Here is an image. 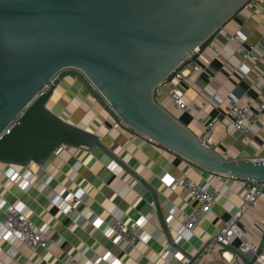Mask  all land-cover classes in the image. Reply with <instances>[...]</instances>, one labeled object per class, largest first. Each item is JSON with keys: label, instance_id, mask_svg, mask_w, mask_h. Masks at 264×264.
<instances>
[{"label": "crops", "instance_id": "1", "mask_svg": "<svg viewBox=\"0 0 264 264\" xmlns=\"http://www.w3.org/2000/svg\"><path fill=\"white\" fill-rule=\"evenodd\" d=\"M237 31L246 36L245 42L228 38V34ZM262 35L264 0H251L194 61L200 65L198 71H191L192 62L183 67L184 73L189 74L187 82L176 83L184 100L199 105L200 109L190 113L176 109L166 96L168 86L156 99L200 138L205 136L204 125L213 123L208 146L224 158L238 162L264 157V117L249 133L250 139L244 140L227 113L229 93L241 101H264V91L252 85L253 73L243 76L237 70L238 64L244 62L262 74L259 80L264 84ZM249 43L255 46L256 63L243 59L242 46ZM47 104L64 120L96 133L114 159L97 148L62 147L40 165L20 167L0 162V202L5 206L23 205L26 218L36 226H46L49 238L47 248L37 250L18 240H0V264H66L70 257L81 260L95 256L113 258L109 264H163L161 254L166 244L181 257H193L240 204L244 191L238 178L205 171L168 149L157 147L146 136L117 122L76 79L66 77ZM25 171L33 174L27 187L21 184ZM184 176L219 190L205 216L197 220L187 237L179 234L180 220L184 213H190L194 203H185L179 188L163 182L167 177ZM62 191L63 196L68 192L81 194L83 202L71 212L60 211L50 199ZM172 206L174 211L170 216L168 208ZM114 209L121 212L129 228H135L141 218H146L143 229L147 240H136L126 251L122 242L113 244L107 230L113 222L110 212ZM87 216L90 220H85ZM3 217L0 211V223ZM237 227L240 238L231 239L228 246H214L198 264H244L236 253H242L239 250L242 241L258 245L264 231V194L238 220ZM242 255L247 259L252 257L250 253ZM167 262L178 264L175 255ZM95 264L108 263L100 258Z\"/></svg>", "mask_w": 264, "mask_h": 264}, {"label": "water", "instance_id": "2", "mask_svg": "<svg viewBox=\"0 0 264 264\" xmlns=\"http://www.w3.org/2000/svg\"><path fill=\"white\" fill-rule=\"evenodd\" d=\"M250 1L0 0V162L40 165L62 147L97 148L114 159L96 133L48 107L54 90L72 77L117 122L157 147L208 172L264 181V157L224 158L153 94L168 73L196 61ZM262 251L264 231L250 259L236 254L255 264Z\"/></svg>", "mask_w": 264, "mask_h": 264}, {"label": "built area", "instance_id": "3", "mask_svg": "<svg viewBox=\"0 0 264 264\" xmlns=\"http://www.w3.org/2000/svg\"><path fill=\"white\" fill-rule=\"evenodd\" d=\"M229 39L237 40L239 42H245L246 36H243L239 31L228 34ZM261 42H264V35L260 37ZM255 46L251 43L242 46V56L245 61L256 63L258 61L257 56L254 53ZM189 56L185 58L188 60ZM182 63L179 64L181 66ZM184 66L180 69H174L168 73L155 87L153 88V94L155 99L164 93V87L168 86L166 96L170 103L178 110L190 113L191 111H197L200 109L199 105L191 103L188 104L184 98L183 93L179 89L176 82H187L189 74H185ZM200 65L196 62L191 63V71H198ZM237 70L246 76L250 72L254 75L252 85L256 86L259 90L264 91V84L260 82V74L253 68L247 67L244 62H241L237 66ZM174 72L172 79H168L170 74ZM209 79L212 75L208 76ZM46 88L43 90L45 91ZM229 104L227 106V113L232 119V125L236 131L242 134L244 140H249V133L255 130L256 123L264 117V101L254 102L251 99L241 101L233 94H228ZM12 127V126H11ZM8 128L7 133L11 129ZM213 123L208 122L204 125L205 136L200 138L203 145L208 146L210 140ZM59 150V149H58ZM56 150V151H58ZM55 151V152H56ZM33 174L31 171H25L21 175V184L28 186ZM238 184L243 189V196L241 202L236 206L232 212L229 213L227 220L220 226L214 236H212L200 251L196 255L190 258H184L172 251V247L166 244L163 247L161 258L163 264H169L167 259L170 256H174L178 260V264H198L200 259L207 255L211 248L214 246H228L231 239L240 238L241 233L238 230V220L247 212H249L256 204L257 200L262 195V189H264V181L248 180L246 178H238ZM163 182L169 187L179 188L183 193V201L185 203L193 202L194 205L191 208L190 213H184L180 220L179 234L187 237L191 228L196 224L199 218L205 216L209 209V205L216 198L219 193L218 188L202 186L199 183L193 181L187 176L180 179L173 177H167L163 179ZM64 191L54 194L50 199L52 205L65 213L71 212L75 207L83 202V196L78 193L68 192L66 196H63ZM0 211L3 212V221L0 223V240L10 242L11 240H18L23 245L29 247L32 250L46 249L49 243L46 226H36L24 214V206L21 204H7L0 202ZM174 207L168 208V213L171 216L173 214ZM113 222L107 230V235L110 236L113 244H124V250L132 248L136 240H147V233L143 227L146 222V218H141L135 225V228H129L122 219V214L118 209H114L110 212ZM88 217V218H87ZM85 217V220H90V217ZM239 250L242 253L255 254L257 250V244L253 242L242 241ZM104 260L108 264L112 262L113 258H102L95 256L89 259H75L70 257L66 264H95L99 259ZM257 264H264V252H261L256 258Z\"/></svg>", "mask_w": 264, "mask_h": 264}]
</instances>
